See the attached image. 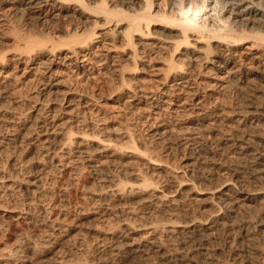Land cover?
Masks as SVG:
<instances>
[{"label": "rangeland", "instance_id": "374dc122", "mask_svg": "<svg viewBox=\"0 0 264 264\" xmlns=\"http://www.w3.org/2000/svg\"><path fill=\"white\" fill-rule=\"evenodd\" d=\"M75 2L47 0L27 10L14 0H0V54L5 57L4 62L0 61V264H58L62 258L73 263H90L97 260V255H101L103 264H114L98 244L107 229L122 227L115 221L125 215L121 208L119 216L105 208L111 203L108 181L113 171L130 161L143 165V173L148 171L150 178L159 182L158 187L166 189L165 183L160 182L173 179L162 174L159 166L165 163L161 162H167L165 166L180 179L187 177L185 166L196 163L189 159L194 157L189 156L187 148L179 145L171 148L168 133L163 135L168 145L163 138L157 142L171 146L165 153L150 138L152 131L159 129L160 121L168 122L167 129L173 135L181 134L180 130L188 125L183 120L185 116L170 118L171 108L178 105L171 96L177 94L181 99L188 88L199 89L198 96L211 92L204 109L211 116L216 106L245 112L264 99V77L257 72L256 64L247 59L245 50L254 42L250 36L264 34V26L258 22L234 26V32L248 37L230 48L232 55L225 56L220 44L212 40L209 53L203 56L198 51L200 45L194 44L173 52L172 43L179 28L154 18L147 29L149 36L138 33L132 36L138 55L134 67L130 64V47H126L122 35L126 21L117 23L116 18L107 21L97 6L104 2L108 10L134 15L142 12V0H82L84 6ZM221 2L151 0L150 14L176 19L195 16L198 22L206 21L210 26L212 21L229 22L234 16L230 6L222 9ZM21 9L26 10L25 18L20 17ZM31 22L38 28L28 24ZM76 26L81 33L92 29L95 33L86 47L77 42H63L67 40V32L77 31ZM28 27L30 32L45 34L56 44H62L53 53L47 50L50 43H46L45 49L35 48V54H29L33 59L28 61L23 43L13 36L17 28L19 35L28 34ZM193 37L190 33L191 40ZM70 46L75 47L74 52ZM171 55L173 62H184L181 72L179 68L168 71ZM120 68H136L124 73L139 94L136 99L127 98L126 87L115 88L119 85L116 75ZM166 75L189 77V85L183 87L184 92L172 94L174 89L164 78ZM218 79H222L225 88L212 87ZM168 99L173 100L174 107L165 108L162 103ZM160 107L164 109L156 116V108ZM131 112L136 120H130ZM249 118L247 125L254 122ZM134 125L142 133L144 148L151 150L149 155L160 161L159 165L146 168V157L142 161L132 153L126 157L123 153H113L111 148L101 150L109 141L124 144L128 129ZM198 125L206 132V123ZM263 125L258 130L264 134ZM70 130L72 142L66 147L64 135ZM91 135H97L98 143H94ZM80 150L90 152V160H83L85 164L78 155ZM200 153L198 148L195 157L203 158ZM155 154L160 155L157 158ZM63 236L67 237L66 243L60 241ZM9 250L15 251V255L7 260L3 255ZM93 251L99 253L95 256Z\"/></svg>", "mask_w": 264, "mask_h": 264}, {"label": "bare ground", "instance_id": "6f19581e", "mask_svg": "<svg viewBox=\"0 0 264 264\" xmlns=\"http://www.w3.org/2000/svg\"><path fill=\"white\" fill-rule=\"evenodd\" d=\"M14 1L21 7L26 6L27 10H31L41 2L46 3L47 0ZM74 1L84 6L82 0ZM142 4V12L134 15L126 14L121 10H108L104 2L97 6L98 11L104 14L107 21L114 18L117 19V23L126 21L122 35L124 41L126 40V47H130L133 63L130 64L134 67H136L138 55L132 36L134 33L143 37L149 36L147 29L154 18L161 23L179 28L173 39V52L176 53L179 48L190 47L194 44L200 45L198 51L203 52V56L209 53V44L212 40L220 44L221 52L226 54L225 56L232 55L233 52L230 51V48L240 45L236 43L248 37L234 32L233 28L237 24L247 26L250 22H258L259 25L264 26V0H222V9L230 6L229 10L234 12V16L229 22L219 19L217 22L212 21L213 24L210 26L206 21L198 22L195 16H181L180 19L167 16L153 17L150 14L151 0H142ZM25 11V9L19 11L21 18H25ZM206 11L210 12L211 9ZM28 24H35L36 27L35 22ZM76 29L77 31H73V33L67 32V38H65L67 40L62 39L63 42H77L78 45L87 46L95 35L93 29L84 30L82 33L77 26ZM17 31L19 32L18 28ZM17 31L13 35L14 39L23 43L25 49L23 52L26 56L35 51V48L45 49L46 43H50V47H47L50 53H53L62 44L61 42L58 43L59 45L56 44V41L54 42L45 34L29 31L26 35H19L20 33ZM78 32H80L79 35ZM190 33L194 34L192 40ZM250 37L254 38V42L245 48L247 59L256 64L257 72L264 77V45H262L264 44V34L259 33ZM71 46L72 50L69 49L75 51V47ZM4 58L0 54V61L4 62ZM29 59L32 60L33 56H29L28 61ZM87 60L88 58L84 61ZM180 62H178L179 64L173 62L171 55L168 71L171 72L175 68L180 70L184 66L182 65L184 62ZM177 64L178 67H176ZM194 68L192 66L191 71H194ZM135 69L120 68L116 75L119 85L115 88L126 87L127 98L130 100L136 99L139 94L129 84L131 80L125 77L124 73H126L125 70L129 72ZM164 78L171 84L170 88L173 87L172 94L175 91H178V94L184 92L183 87L189 85L190 81L189 77L181 75H171L170 77L166 75ZM221 80H216L212 87L219 88V90L225 88ZM188 89L189 91H185L186 93L181 99L177 94L171 96L176 99L178 105L170 110V118L185 116L183 120L186 119L185 122L188 125L180 130L181 134L173 135L167 129L166 123L168 122L160 121L157 126L159 129L153 130L150 138L157 148L160 145L157 142L161 138L165 141L163 135L168 133L169 138L172 139L170 144L173 147H166L165 144L168 145V143L165 141L163 144L165 147L160 145L161 152L165 153L168 147L174 148V145H179L188 149L189 156L194 157L189 159H194L193 161L196 163L187 164L185 166L187 177L180 179L175 171L173 172L171 168L165 166L168 164L167 162H161V164L165 163V165L159 166L162 174L173 179L172 182L168 180L160 182L165 183L166 189H160L159 182L151 179L148 171V175L143 173L145 172L142 168L143 165L133 164L130 161L117 167L108 181L111 203L108 202L109 204L105 205V208L107 206L106 209L110 210L114 216L121 208L125 215L115 221L121 223V228L107 229L103 234L104 237L99 240L101 252L111 257L114 264H264V134L258 130V127L264 123V99H260L262 102L245 112L238 109L229 111L224 107L216 106L212 112L214 115L211 116L204 110L206 100L212 97L211 92L198 96L197 90L199 89ZM172 101V99H168L162 104L166 105L165 108L174 107ZM128 105L132 108L129 103ZM187 107L191 109L188 111ZM162 109L161 107L156 108V116L162 113L160 112ZM133 114L131 112L130 120H136ZM248 117L254 119L252 124L247 125ZM199 122L206 123V132L202 131L201 126L198 125ZM260 122L262 123L260 124ZM136 125L131 126L128 132L126 131L124 144L109 141L101 150L111 148L113 153H123L126 157L127 153H132L142 161L146 157V168L151 165H159L160 161L154 160L153 156L149 155L151 150L144 148L142 133ZM71 132V130L67 132L68 135L66 132L64 133L66 135H64L65 142L63 144L66 147L72 140ZM92 138L94 143H98L95 140L98 139L97 135H93ZM208 138L209 141H207ZM148 147L150 148V146ZM198 148L204 155L201 159L199 155L195 157V151H198ZM89 153L82 150L78 152L81 162L91 158L88 156ZM152 154H154L153 150ZM155 157H157L156 154ZM86 165L84 167L87 168ZM93 166L91 164V170H94ZM147 170L150 171V169ZM99 198L102 200L103 197ZM60 241L66 243L67 237L63 236ZM98 253L92 252L95 256ZM14 255L15 251L13 253V250H9L3 256L10 260ZM97 256V260L90 263H73L70 259L62 258L58 264H103L102 259L100 260L101 255Z\"/></svg>", "mask_w": 264, "mask_h": 264}]
</instances>
